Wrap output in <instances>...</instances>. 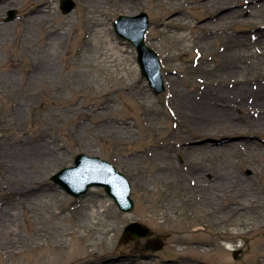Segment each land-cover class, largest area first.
Returning a JSON list of instances; mask_svg holds the SVG:
<instances>
[{"label":"rangeland","instance_id":"374dc122","mask_svg":"<svg viewBox=\"0 0 264 264\" xmlns=\"http://www.w3.org/2000/svg\"><path fill=\"white\" fill-rule=\"evenodd\" d=\"M72 1L63 14L60 0H0V264H264L263 0L211 13L210 0ZM141 12L160 94L112 25ZM98 29L112 43L84 45ZM178 90L207 92L228 114L213 122L178 108ZM79 154L127 178L131 212L101 187L75 199L54 184ZM130 223L150 236L124 239ZM90 229L84 242L68 234L50 258L59 232Z\"/></svg>","mask_w":264,"mask_h":264},{"label":"water","instance_id":"95a60500","mask_svg":"<svg viewBox=\"0 0 264 264\" xmlns=\"http://www.w3.org/2000/svg\"><path fill=\"white\" fill-rule=\"evenodd\" d=\"M74 8L71 0H61L60 9L63 14L69 13ZM15 18V11L7 12L6 21ZM116 34L129 41L137 52V64L141 75L146 79L155 94L164 91L161 77L160 61L154 51L144 44L146 31L149 27L147 15L140 13L135 17L120 16L113 23ZM54 184L58 185L68 195L78 199L84 196L89 188L102 187L105 193L114 201L117 208L123 213L133 210L130 199V184L128 180L108 162L97 157L79 154L74 158L73 166L63 168L52 176ZM149 235V230L137 223H130L123 230L125 239L144 238ZM154 249L158 248L152 243Z\"/></svg>","mask_w":264,"mask_h":264},{"label":"bare ground","instance_id":"6f19581e","mask_svg":"<svg viewBox=\"0 0 264 264\" xmlns=\"http://www.w3.org/2000/svg\"><path fill=\"white\" fill-rule=\"evenodd\" d=\"M111 1V0H110ZM116 1H119V0H116ZM223 1H227V0H210V7H209V11L208 12H212L216 9V7L218 5H221V3ZM254 0H252L253 2ZM86 3L88 5H92L94 4L96 7H101L103 5V0H86ZM127 0H123V5H127ZM262 4H264V0L262 2ZM258 6V4H255L253 3V5H247L246 7H242L241 10H252L253 12H255V7ZM87 7H83L84 11ZM244 8V9H243ZM42 11H39V14L41 13ZM230 13L228 14H232V15H235L237 13H240V11L238 10H230L229 11ZM134 17V16H133ZM36 20H39L37 17H34ZM94 35L92 37V39L90 40V38L86 39L85 42H84V45L86 44H93L95 46H100V47H104L106 46L107 43L111 42V40L107 41L104 37V35H102V29H98V30H95L92 32ZM91 41V43H90ZM174 41L179 43L180 45L184 44L185 41H186V37H185V34L183 33H177L174 35ZM120 45V43H114L113 44V48L116 52L115 54V58L118 59L120 62H126L127 63V57L126 56H123V54L125 53L124 50L120 49L118 46ZM233 47H236L237 46V42H233ZM191 52V50H183L182 53L183 54H186V53H189ZM242 91V90H241ZM222 95V94H221ZM201 96V93L198 94L196 92H186V93H183L181 91H177L175 93V103L176 104V107L178 108H182V107H191V108H194V109H198V110H201L203 112V115L206 117V115H209L210 118L212 119L213 122L217 121L219 118L221 117H224L226 114H228V109L227 108L228 104H225L224 106H219L216 102H208L210 99H209V95L206 93H202V97ZM198 97L200 99H198ZM198 99V100H197ZM209 99V100H208ZM217 100V99H215ZM264 101V99H263ZM207 102V103H206ZM260 118L261 119H264V114H261L260 115ZM100 209L103 208V205H100L99 207ZM94 213H97L96 210L94 211ZM68 231H61L59 232L57 235H56V242L52 245H50V258H58L59 257V254L57 253V250H58V247L60 244H62L64 242V240L66 239V237L68 236V234L71 235L70 239L71 240H80L81 242H84V240L88 237L91 236V233H92V229L90 230H87L86 231V234H79L78 231H75V232H70V233H67Z\"/></svg>","mask_w":264,"mask_h":264},{"label":"clouds","instance_id":"9594fccd","mask_svg":"<svg viewBox=\"0 0 264 264\" xmlns=\"http://www.w3.org/2000/svg\"><path fill=\"white\" fill-rule=\"evenodd\" d=\"M239 244H242V241L238 242V245H239Z\"/></svg>","mask_w":264,"mask_h":264}]
</instances>
